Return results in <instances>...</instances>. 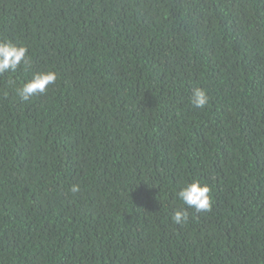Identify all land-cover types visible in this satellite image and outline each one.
Returning <instances> with one entry per match:
<instances>
[{
    "label": "trees",
    "instance_id": "obj_1",
    "mask_svg": "<svg viewBox=\"0 0 264 264\" xmlns=\"http://www.w3.org/2000/svg\"><path fill=\"white\" fill-rule=\"evenodd\" d=\"M4 39L32 66L0 76V264H264V0H0Z\"/></svg>",
    "mask_w": 264,
    "mask_h": 264
},
{
    "label": "clouds",
    "instance_id": "obj_2",
    "mask_svg": "<svg viewBox=\"0 0 264 264\" xmlns=\"http://www.w3.org/2000/svg\"><path fill=\"white\" fill-rule=\"evenodd\" d=\"M29 48L25 45L15 43L10 40H0V76L5 73H16L17 71L30 72L32 60L29 56ZM58 73L54 70L32 72L29 79L16 87V96L21 102H29L33 98L47 94L51 86L58 80ZM210 101V96L206 89L194 87L189 97V104L195 108L203 110ZM80 186L73 185L70 191L75 194L80 192ZM211 187L200 180L192 179L185 181L175 198L181 203L171 216L174 224L183 227L189 220V209L196 213H207L212 208Z\"/></svg>",
    "mask_w": 264,
    "mask_h": 264
}]
</instances>
